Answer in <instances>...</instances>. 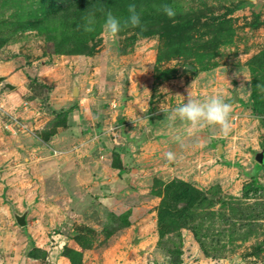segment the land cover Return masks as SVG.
Wrapping results in <instances>:
<instances>
[{"label": "rangeland", "instance_id": "374dc122", "mask_svg": "<svg viewBox=\"0 0 264 264\" xmlns=\"http://www.w3.org/2000/svg\"><path fill=\"white\" fill-rule=\"evenodd\" d=\"M99 3L118 17L135 3L142 27L113 38L96 12L95 31L84 32L83 17ZM163 3L173 6V18L157 11ZM20 64L81 74L85 101L109 99L108 109L92 104L96 131L113 136L121 118L131 131L122 133L135 141L121 185L73 210L64 249L71 264H86L84 253L94 250L111 264H264V161L255 158L264 151V92L255 87L264 84V0H0V68L15 102ZM28 85L38 94L53 88ZM128 87L133 102L119 96ZM188 90L231 102L228 136L218 126L171 119ZM126 105L128 117L119 110ZM132 226L120 242L125 232L118 231ZM118 249L127 257L114 256Z\"/></svg>", "mask_w": 264, "mask_h": 264}, {"label": "crops", "instance_id": "0c3cea01", "mask_svg": "<svg viewBox=\"0 0 264 264\" xmlns=\"http://www.w3.org/2000/svg\"><path fill=\"white\" fill-rule=\"evenodd\" d=\"M135 50L131 58L138 65L140 59H134L138 58L137 47ZM15 68L23 74L21 86L13 92L18 101L0 86V104L4 105L0 107V264H71L64 247L72 242L68 235L73 210L86 206L97 195L106 199L121 185L119 174L130 168L133 158L129 149L135 141L122 133L123 128L131 131L121 118H115L120 131L113 136L109 130L96 131L98 113L92 104L99 108L108 96L85 101L81 74L72 77L67 65L58 67L56 75L27 65ZM26 70L29 75L23 73ZM74 78L79 84L76 97L70 93ZM30 82L51 84L53 88L44 86L38 94L29 87ZM130 90L128 87L119 93L126 102H133ZM128 108L126 105L119 110L128 117ZM8 115H17L32 126L9 131L3 127ZM26 208V223L18 225L12 210L21 213ZM131 228L118 231L121 235L125 232L120 242L133 234ZM40 249L45 252L43 257L35 254ZM92 252L84 253L86 264L88 257L96 264L113 261H98L97 250ZM126 252L118 249L114 256L127 257ZM125 262L124 258L122 264Z\"/></svg>", "mask_w": 264, "mask_h": 264}, {"label": "clouds", "instance_id": "9594fccd", "mask_svg": "<svg viewBox=\"0 0 264 264\" xmlns=\"http://www.w3.org/2000/svg\"><path fill=\"white\" fill-rule=\"evenodd\" d=\"M93 11H90L84 19L83 31L90 33L95 31L97 24L96 12L103 14V22L101 29L108 35L115 38L122 28L142 27L141 13L137 11L135 3L127 5V15L118 17L113 14L110 8H107L103 3L93 4L91 6ZM157 11L162 12L168 18H173L176 11L171 4L163 3L157 7ZM230 86V85H229ZM243 87V86H241ZM255 87L264 92V84L257 83ZM178 96H180L178 94ZM182 97V96H181ZM171 119H180L192 126H218L223 136H228L231 131L230 114L232 112L231 102L225 100L220 95H209L203 99L194 96L190 90L187 92L186 97H182L181 103L177 104L171 109ZM259 119V117H257ZM167 159H174L172 152L165 153Z\"/></svg>", "mask_w": 264, "mask_h": 264}, {"label": "water", "instance_id": "95a60500", "mask_svg": "<svg viewBox=\"0 0 264 264\" xmlns=\"http://www.w3.org/2000/svg\"><path fill=\"white\" fill-rule=\"evenodd\" d=\"M0 80H2V76H0ZM2 86L7 89H12L14 88V85L9 83L8 81L2 80ZM70 93L72 96L76 97L79 95V84L78 80L76 78L73 79L71 88H70ZM234 100H237V96H234ZM223 151V147L221 143L217 144L216 148V153H221ZM255 158L258 162H263L264 161V151H258L255 153ZM13 211V216L15 218V221L18 225H24L26 223V215L28 214L29 208H26L24 211L21 213H17L15 210Z\"/></svg>", "mask_w": 264, "mask_h": 264}, {"label": "built area", "instance_id": "2783aa9c", "mask_svg": "<svg viewBox=\"0 0 264 264\" xmlns=\"http://www.w3.org/2000/svg\"><path fill=\"white\" fill-rule=\"evenodd\" d=\"M31 126V122L23 120L17 115H8L3 122V127L9 131L26 130Z\"/></svg>", "mask_w": 264, "mask_h": 264}, {"label": "trees", "instance_id": "16d2710c", "mask_svg": "<svg viewBox=\"0 0 264 264\" xmlns=\"http://www.w3.org/2000/svg\"><path fill=\"white\" fill-rule=\"evenodd\" d=\"M64 249H65V247H64Z\"/></svg>", "mask_w": 264, "mask_h": 264}]
</instances>
